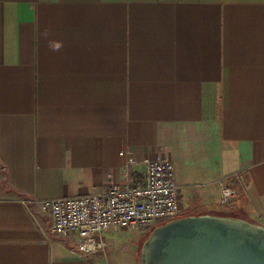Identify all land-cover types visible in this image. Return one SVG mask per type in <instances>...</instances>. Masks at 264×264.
<instances>
[{"label":"crops","instance_id":"0c3cea01","mask_svg":"<svg viewBox=\"0 0 264 264\" xmlns=\"http://www.w3.org/2000/svg\"><path fill=\"white\" fill-rule=\"evenodd\" d=\"M124 150L264 225V0H0V264H137L143 233L81 257L39 204L123 182Z\"/></svg>","mask_w":264,"mask_h":264},{"label":"built area","instance_id":"2783aa9c","mask_svg":"<svg viewBox=\"0 0 264 264\" xmlns=\"http://www.w3.org/2000/svg\"><path fill=\"white\" fill-rule=\"evenodd\" d=\"M123 182L79 195L48 199L39 204L51 218L49 233L73 241V251L81 257L105 253L107 231L147 233L180 218L183 211L182 188L172 161L163 156L145 163L142 178L134 179L136 159L129 150L120 152ZM223 202L238 197V191L220 181ZM31 201V200H29ZM264 219V209L258 212Z\"/></svg>","mask_w":264,"mask_h":264},{"label":"water","instance_id":"95a60500","mask_svg":"<svg viewBox=\"0 0 264 264\" xmlns=\"http://www.w3.org/2000/svg\"><path fill=\"white\" fill-rule=\"evenodd\" d=\"M142 264H264V228L229 216H186L156 227Z\"/></svg>","mask_w":264,"mask_h":264},{"label":"rangeland","instance_id":"374dc122","mask_svg":"<svg viewBox=\"0 0 264 264\" xmlns=\"http://www.w3.org/2000/svg\"><path fill=\"white\" fill-rule=\"evenodd\" d=\"M226 185V184H225ZM227 186V185H226ZM229 187V186H228ZM220 190L219 188L215 189V191L209 196H204L202 191L200 189L191 190L186 195V202H187V208L190 212H200V211H211L215 216H226L230 213V209L232 207L233 201L236 199H233L231 201L223 202L220 199ZM188 210L182 211V214L180 218L187 215L186 212H189ZM248 222V221H247ZM251 223V222H249ZM255 224V223H252ZM258 225V224H256ZM264 228V225H258ZM155 229V228H154ZM153 229V230H154ZM149 231L147 233H138L137 231H129L122 234L111 232L108 237H106L107 240H109L115 247L112 248V251H122V249H127V251H130L134 245L138 243L137 237L140 235V241L139 243L140 248H138V255L135 257V261L137 264H142L141 261V252L144 242L148 239L152 231ZM115 260V253H112L111 255H108V261L113 262Z\"/></svg>","mask_w":264,"mask_h":264},{"label":"trees","instance_id":"16d2710c","mask_svg":"<svg viewBox=\"0 0 264 264\" xmlns=\"http://www.w3.org/2000/svg\"><path fill=\"white\" fill-rule=\"evenodd\" d=\"M187 215H185L184 217H186Z\"/></svg>","mask_w":264,"mask_h":264}]
</instances>
